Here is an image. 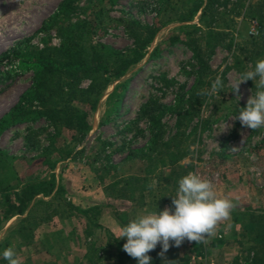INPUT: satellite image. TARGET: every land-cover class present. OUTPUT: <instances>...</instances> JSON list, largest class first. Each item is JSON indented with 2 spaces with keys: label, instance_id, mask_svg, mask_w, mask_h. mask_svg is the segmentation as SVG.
Listing matches in <instances>:
<instances>
[{
  "label": "rangeland",
  "instance_id": "374dc122",
  "mask_svg": "<svg viewBox=\"0 0 264 264\" xmlns=\"http://www.w3.org/2000/svg\"><path fill=\"white\" fill-rule=\"evenodd\" d=\"M63 2L0 0V54L12 46L25 52L59 47V27L80 22L86 44L139 49L143 57L119 77L114 63L99 96L83 92L90 80L80 77L71 91L64 87L50 100L47 106L63 117L84 116L86 126L67 127L62 123L68 119L54 124L38 113L39 104L20 103L32 83L30 68L13 67L0 82V150L6 154L0 158V190L9 186L13 194L31 183L40 191L33 203L50 202L37 205L29 218L6 219L0 191V253L13 248L21 264H137L122 250L126 240L115 239L126 224L119 215L129 222L174 210L167 203L174 184L195 172L212 182L219 198L233 201L230 219L207 243L185 240L163 257L157 245L148 253L151 264H251L264 252V127L250 130L232 120L257 89L255 82L241 83L238 99L231 83L264 59V0H216L204 22L199 0H74L72 8L60 9ZM197 5L190 21L179 20L185 8ZM218 75L219 96L207 94ZM200 78L211 84L196 87ZM59 79L52 89L70 82ZM183 116L182 147L190 154L149 177L139 204L138 194L128 197L124 181L143 177ZM224 124L231 127L223 131ZM157 131L162 137L156 146ZM40 156L50 167L40 166ZM0 264L7 261L0 257Z\"/></svg>",
  "mask_w": 264,
  "mask_h": 264
},
{
  "label": "trees",
  "instance_id": "16d2710c",
  "mask_svg": "<svg viewBox=\"0 0 264 264\" xmlns=\"http://www.w3.org/2000/svg\"><path fill=\"white\" fill-rule=\"evenodd\" d=\"M216 0H199L202 5V11L200 14V20L204 22V18L207 15V11L211 10V6ZM74 0H64L60 5V9L72 8ZM243 5V4H242ZM200 5L192 8H185L183 15L179 18L180 21H190L195 13L199 10ZM83 23L75 22L62 25L58 29L62 42L59 47L48 46L38 51H22L18 46H12L6 51L0 54V82L7 79L13 67L23 68L28 67L32 70V83L27 91L22 95L20 103L31 105L37 103L42 106V111H38L39 114H43L52 123H59L65 119V126L67 127H79L86 126L84 116H68L63 117L60 112L51 106H47L50 100L55 97H59L60 93L64 91V87L68 90H72L76 82L80 77H87L90 80L88 87L83 90L88 94H97L98 96L107 87L108 77L107 74L111 73V66L115 63L114 74L120 76L123 74L128 67L136 63L143 57V53L139 49H132L128 51H112L105 46H91L83 42L81 31ZM151 31V36H153ZM177 39V37L173 38ZM151 39L145 40L142 48H145ZM16 64V65H15ZM68 78L70 82L63 81L61 84L56 83V87L52 89L51 84L55 80H60V76ZM73 82V83H72ZM206 83L203 79H198L196 87L203 86ZM97 96V98H99ZM244 107V106H243ZM242 107V108H243ZM18 107H16L17 109ZM180 117L177 124V130L175 134L170 138V144L167 145L159 154L151 159L148 164L144 167V175L141 178L128 177L124 181L125 188L128 191V197L134 198L138 194L139 204H143L144 194L143 191L147 185L149 177L157 175L158 171L163 170L166 167H172L177 165L180 161L186 158L190 154L188 148L182 147V141L186 138V131L182 125H180ZM199 127L198 138L200 130L202 129V123H198ZM162 137V132L157 131L153 136V143L157 146ZM6 154L0 150V158L4 160ZM40 166L48 168L49 159L40 156ZM54 164V163H53ZM52 164V166H53ZM45 170V169H44ZM176 183V180H174ZM11 187L6 186L1 189L3 194L2 217L11 218L16 215H24L25 218L32 216L37 205H49V201L40 199L33 203L35 197L40 191L34 187L33 184L28 183L21 186L16 192L10 194L8 192ZM54 185H50L47 192H52ZM177 185L174 184L172 192L175 196ZM167 200L165 199V202ZM171 205V201L167 202ZM124 224L126 221L125 213L119 215ZM125 224V225H126ZM124 226V225H123ZM261 244L264 246V230L261 233ZM121 264V263H119ZM186 264V263H185ZM251 264H264V252L256 254Z\"/></svg>",
  "mask_w": 264,
  "mask_h": 264
},
{
  "label": "clouds",
  "instance_id": "9594fccd",
  "mask_svg": "<svg viewBox=\"0 0 264 264\" xmlns=\"http://www.w3.org/2000/svg\"><path fill=\"white\" fill-rule=\"evenodd\" d=\"M247 81L255 82L257 90L248 97L246 105L239 109L232 120H238L244 128L257 130L264 127V59L257 60L253 68L241 73L232 81L231 90L238 94V99L239 86ZM222 88V78L218 75L207 94L218 95ZM228 127L231 125L224 124L223 131ZM177 183L175 196H170L174 210H155L137 216L119 227L115 239L126 240L122 250L135 259L137 264H151L148 253L157 245L161 246L158 255L163 257L170 246L179 247L185 240L207 243V237L215 233L218 224L230 219L235 204L228 198H219L210 180L190 172ZM0 257L7 261V264H21L11 247L5 248Z\"/></svg>",
  "mask_w": 264,
  "mask_h": 264
}]
</instances>
